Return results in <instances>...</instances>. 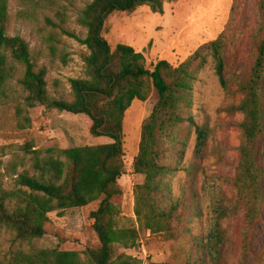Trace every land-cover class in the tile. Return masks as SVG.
Instances as JSON below:
<instances>
[{"label": "trees", "instance_id": "16d2710c", "mask_svg": "<svg viewBox=\"0 0 264 264\" xmlns=\"http://www.w3.org/2000/svg\"><path fill=\"white\" fill-rule=\"evenodd\" d=\"M238 1L234 0L235 8ZM255 1L259 22L254 32L252 62L239 83L244 98L234 108L246 114L241 123L244 141L234 174L207 176L209 226L203 235L194 229L195 219L203 214L195 180L208 155L212 129L207 122L196 121L192 91L197 73L209 56L215 60L223 87L236 76L231 63L237 62L238 57L228 52L227 31L201 44L179 64L159 59L151 69L142 52L126 43L112 48L103 31L114 12L132 13L149 5L154 12L163 13L164 0H91L78 15V22L87 30L82 39L89 50L84 57L86 77L70 79L73 99L69 100L50 94L46 68L35 65L29 44L22 36L8 33L9 0H0V99L16 77L26 92V107L42 105L84 114L91 121V135L111 138L110 142L99 144L50 147L44 154L35 151L33 172L19 173L16 188L0 189V226L13 235L9 255L0 259V264H141L130 255L116 256V245L135 247L141 230L161 233L182 244L181 262L149 264H264V238L253 249L255 232L263 219L264 199L260 146L264 135V0ZM18 65L23 66L19 76ZM153 91L157 100L142 122L139 151L133 164L134 172L144 176L134 189L136 223L117 227L123 196L119 179L125 173L124 115L133 100L146 101ZM17 113L21 115L22 109L18 108ZM25 120L30 122L29 117ZM191 128L196 133L195 147L191 162L185 166L187 131ZM224 151L223 145L218 152L222 165ZM180 170L186 172V180L181 193L175 194L166 178ZM224 184L231 187L232 196L226 193ZM94 201L97 206L89 218L100 245L88 247L83 252L85 259L76 250L35 244L36 239L48 233L60 241L67 240L60 229L49 228V212L61 213ZM239 212H243V257L234 260L225 249L230 241L225 223Z\"/></svg>", "mask_w": 264, "mask_h": 264}, {"label": "rangeland", "instance_id": "374dc122", "mask_svg": "<svg viewBox=\"0 0 264 264\" xmlns=\"http://www.w3.org/2000/svg\"><path fill=\"white\" fill-rule=\"evenodd\" d=\"M90 1L9 0L8 33L18 34L28 42L35 65L46 68L48 90L53 96L73 99L70 79L86 77L84 57L89 50L82 39L87 30L78 22V15ZM163 8V13L154 12L149 5L140 6L132 13L114 12L107 18L103 35L112 48L118 43H126L142 52L146 66L151 69L159 59L179 64L223 30L227 31L228 52L236 53L238 57L237 62L231 63L236 69V76L230 79L227 87L220 82L212 56L197 73L193 85L192 112L195 119L199 124L207 122L212 129L210 149L195 180L203 203V214L195 219L194 229L196 233L204 235L209 226L207 176L234 174L239 147L244 141L241 123L246 114L234 108L244 98L239 83L252 62L254 32L259 22L257 4L255 0H240L235 8L234 0H164ZM18 67L19 76L23 66ZM25 96L26 92L15 77L5 88V97L0 99V189L16 188L15 179L19 173L26 170L33 172L35 151L44 154L50 147L61 149L111 141L107 136L95 137L90 134L91 121L86 115L42 105L28 108L24 104ZM156 100L155 91L146 101L135 99L124 115L125 173L119 179L123 196L120 214L116 218L117 227L136 223L134 189L143 182L144 176L134 172L133 164L139 151L142 122L152 112ZM18 108L22 109L21 115L17 113ZM25 117H29V123ZM187 134L183 159L185 166L193 158L195 129L191 128ZM223 145L224 165L219 163L218 157ZM260 146L264 165V135ZM166 180L173 193L180 194L186 172L180 170L170 174ZM224 190L228 195H233L228 184H224ZM96 206L97 201H94L86 206L67 208L61 213L57 210L49 212V228L60 229L67 240L60 241L48 233L36 239L35 244L39 247L76 250L85 259L83 252L88 247L100 245L89 218L90 211ZM262 212L263 219L254 236V250L264 238V199ZM242 224L243 212L225 223L230 236L225 249L234 260L243 257ZM12 241L11 231L0 226V259L9 255ZM122 254L134 257L141 264L181 262L184 258L180 240L166 239L163 234L150 230L139 231L135 247L116 245V256Z\"/></svg>", "mask_w": 264, "mask_h": 264}]
</instances>
